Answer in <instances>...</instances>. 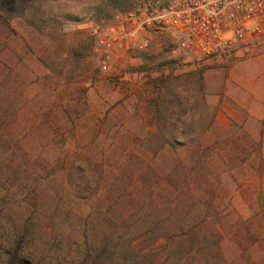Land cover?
Masks as SVG:
<instances>
[{"label": "rangeland", "instance_id": "1", "mask_svg": "<svg viewBox=\"0 0 264 264\" xmlns=\"http://www.w3.org/2000/svg\"><path fill=\"white\" fill-rule=\"evenodd\" d=\"M22 1L0 9V264H264V51L203 67L160 33L104 70L97 32L168 0Z\"/></svg>", "mask_w": 264, "mask_h": 264}, {"label": "built area", "instance_id": "2", "mask_svg": "<svg viewBox=\"0 0 264 264\" xmlns=\"http://www.w3.org/2000/svg\"><path fill=\"white\" fill-rule=\"evenodd\" d=\"M177 38L172 53L198 66L264 51V0H168L118 14L98 31L94 51L109 70L117 54L151 47L156 34Z\"/></svg>", "mask_w": 264, "mask_h": 264}, {"label": "trees", "instance_id": "3", "mask_svg": "<svg viewBox=\"0 0 264 264\" xmlns=\"http://www.w3.org/2000/svg\"><path fill=\"white\" fill-rule=\"evenodd\" d=\"M146 2L147 0H108V3L112 2L113 8H129L136 3ZM22 0H0V9L10 15H15L22 5ZM22 9V8H21ZM21 12L24 14V9Z\"/></svg>", "mask_w": 264, "mask_h": 264}]
</instances>
